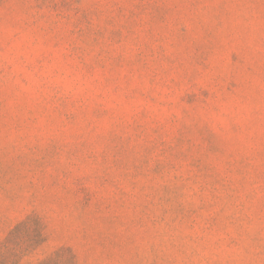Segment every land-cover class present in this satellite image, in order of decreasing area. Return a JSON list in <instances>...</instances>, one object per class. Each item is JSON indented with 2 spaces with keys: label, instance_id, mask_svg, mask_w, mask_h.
<instances>
[{
  "label": "rangeland",
  "instance_id": "1",
  "mask_svg": "<svg viewBox=\"0 0 264 264\" xmlns=\"http://www.w3.org/2000/svg\"><path fill=\"white\" fill-rule=\"evenodd\" d=\"M0 264H264V0H0Z\"/></svg>",
  "mask_w": 264,
  "mask_h": 264
}]
</instances>
